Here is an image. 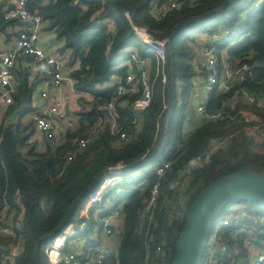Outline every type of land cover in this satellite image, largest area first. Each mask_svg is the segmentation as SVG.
<instances>
[{"label": "trees", "instance_id": "16d2710c", "mask_svg": "<svg viewBox=\"0 0 264 264\" xmlns=\"http://www.w3.org/2000/svg\"><path fill=\"white\" fill-rule=\"evenodd\" d=\"M167 1L28 0L29 9L42 17V30H50L70 50L69 75L75 90L93 98H82L88 109L78 110L75 127L68 128L52 143L45 132L37 130L31 117L26 124L22 120L25 113L36 110L31 94L43 80L42 68L31 79L25 62L31 64L32 60L22 55L16 59L13 71L18 87L0 120V207L6 200L15 219L21 218L23 247L15 257L0 251V264H46L45 248L85 219L81 211L109 168L121 167L123 180L108 190V194L122 191L116 202L119 232L116 256L111 254L102 264H115L116 258L117 264H172L186 212L199 190L241 168L264 174V135L260 133L264 105L247 102L240 95V91H249L264 102V2L252 9L255 0H180L177 7L160 14L161 5ZM7 4L0 0L4 42L9 41L7 32L12 38L14 29L23 26L20 20L3 19L2 10ZM132 25H143L155 38L166 40L165 62L154 80L149 105L140 108L130 104L141 91L137 71L136 93L116 100L120 114L128 120L138 116L141 127L124 142L109 133L103 121V132L79 148V139L87 137L98 120L105 117L106 111L100 106L113 96V88L107 85L114 76L124 79L127 68L121 64L131 52L150 60V78L156 74L155 58L134 36ZM220 27L237 30L216 45L219 82L224 80L221 66L225 60L233 67L246 63L248 75L232 76L227 81L228 89L218 84L208 95V112L224 107L232 117L204 120L185 136L183 124L193 102L195 79L205 74L195 44L201 35L215 34ZM126 48L132 50L121 54ZM20 106L17 119H8ZM216 139H226V145L184 172L194 156ZM165 160L170 161V166L158 177L154 169ZM139 169L145 170L135 177L133 172ZM172 178H177L176 184ZM155 182H159L157 201L152 213L146 214L150 188ZM104 203L105 197L101 205L89 207L91 227L108 214L104 210L94 215L95 210L105 207ZM233 205L243 207L247 216H264V203L231 202L222 208L215 222ZM245 222L251 224L246 219ZM236 231L232 225L221 228L220 235L228 248L215 255V264H241L240 259L248 256L242 243L248 230ZM88 233L89 230L83 235ZM14 243L12 238L0 236V247Z\"/></svg>", "mask_w": 264, "mask_h": 264}, {"label": "built area", "instance_id": "2783aa9c", "mask_svg": "<svg viewBox=\"0 0 264 264\" xmlns=\"http://www.w3.org/2000/svg\"><path fill=\"white\" fill-rule=\"evenodd\" d=\"M8 4L2 10V17L5 21L11 19L20 20L23 23L22 27L15 28L14 36L12 37V45L1 55L0 59V106L3 104H10L13 101V92L17 90L18 80L13 71L16 64V59L19 56H24L32 60L31 64L25 62V66L30 68V78L33 79L38 74L39 69L42 68V86L39 89V98L41 100L48 99L49 103L43 111H34L31 114V119L40 132H45L52 143H56L59 137L68 128L75 127V122L67 119L65 111L64 87L66 84L70 85V90L75 93H80L85 99L91 100L93 97L86 92H77L74 88V81L62 69V63L55 55L47 53L39 45L41 37V30L43 26L42 17L32 12L28 6V0H5ZM180 0H168L163 3L159 9L162 14L167 10L177 7ZM264 0H255L252 9H257ZM134 36L144 44V50L153 55L156 64V74L150 78V60L139 57L135 52L130 53L128 64L125 65L127 72L124 79L116 77L113 78L107 85L113 88V96L109 101L100 106L106 111L104 118H100L96 123L95 128L91 133L85 137L80 138L77 146L83 148L87 142L94 136H98L103 132V121H106V127L114 136H118L121 141H129L134 134L141 127V121L138 116L133 115L131 119H125L119 112L117 106L118 97L121 95H133L137 91L136 81L134 79V72L140 74L141 91L139 95L130 103L136 107H144L151 102L154 91V80L157 77L160 67H163L165 62V39H157L150 33L143 25H132ZM236 28L226 29V37H218L214 39L210 35L203 41L201 45V68L205 69L203 87L206 96L203 99H197L195 103V110L202 115L204 120L217 121L228 115L224 107L215 108L207 111L206 102L209 93L216 87V85H223L222 88L228 89V79L232 76L244 77L245 72H248L249 66L243 63L237 67H233L229 61H223L221 72L224 80L219 82V65L217 47L218 43L227 39L229 36L235 34ZM30 64V65H29ZM164 81L165 78L163 77ZM39 83V84H40ZM243 98L250 103L257 102L264 105V102L254 93L249 91H242ZM260 133L264 135V125L260 128ZM226 145V139H216L209 142L207 147L194 156L192 161L186 166L187 170L195 167L203 159H207L218 148ZM71 158V155L68 156ZM170 166V161H162L155 167L154 171L158 177H161ZM121 167L109 168L104 175L102 182L99 184L97 190L91 196L88 204L84 210L81 211V216L84 220L80 223L72 225L68 233L64 232L55 243L49 244L45 248L48 256L46 264H102L111 254L116 256L115 244L111 241L107 243L104 248H100L95 243L100 242V230H103L106 235H115L119 232L118 217L119 207L116 206L117 196L119 194L110 193L111 195L106 199V207L108 214L100 219L99 223L90 226V217L87 209L91 205L101 203L100 196L107 190L112 188L116 183L121 181ZM173 184L177 183V178L171 179ZM171 186V184L169 185ZM159 193V182H155L150 188V197L145 207V213H152L155 207ZM99 195V200L92 203V197ZM229 207L227 212L221 219L214 223L211 234L208 239L207 247L201 259V264H215V255L220 251H226L227 243L220 235L221 228L225 226H234L238 232H245L248 230V236L242 239L243 245L247 248L248 256L241 258V264H263L264 263V216H247L243 207ZM175 207V206H174ZM20 217L15 219L14 210L9 203L4 200L0 207V236L12 238L15 240L11 244L10 256L15 257L22 251L21 239V223ZM245 219L250 221L247 224ZM89 230L88 236L83 235ZM82 235V236H81ZM97 235V237H96ZM79 237L84 239L82 244L76 241L74 246L70 244L69 238ZM95 236V239H91ZM118 263L116 258L115 264ZM147 264V263H145Z\"/></svg>", "mask_w": 264, "mask_h": 264}, {"label": "water", "instance_id": "95a60500", "mask_svg": "<svg viewBox=\"0 0 264 264\" xmlns=\"http://www.w3.org/2000/svg\"><path fill=\"white\" fill-rule=\"evenodd\" d=\"M6 35L10 39V33ZM56 41L55 36L49 42ZM55 51L62 55L66 47L58 45ZM247 75L248 72H245L244 77ZM17 110L8 119H13ZM65 111L69 114L68 104L65 105ZM241 201L264 203V174L241 168L214 179L199 190L186 212L172 264H201L216 217L225 205ZM0 251L4 256H10L9 247H0Z\"/></svg>", "mask_w": 264, "mask_h": 264}, {"label": "rangeland", "instance_id": "374dc122", "mask_svg": "<svg viewBox=\"0 0 264 264\" xmlns=\"http://www.w3.org/2000/svg\"><path fill=\"white\" fill-rule=\"evenodd\" d=\"M244 16H245V14L242 15V18H244ZM54 37L55 36H53V34H52V32L50 30H47V29H44L43 28V30H41V37L39 39V45L44 49L45 52L50 53V54H53L57 58H59L60 61H61V63H62V69L64 70L65 73H69L70 70H71V66H70V58H71V55L70 54L71 53H70V50H66L62 55H59L55 51V48H56V46H57V44L59 42L58 41H56L54 43L53 42L52 43L49 42L51 40V38H54ZM1 41L3 42V35L0 33V49H3L2 45H1ZM196 44H195V48H196ZM131 50H132L131 48H126V49H124L121 52V54L129 53ZM128 61H129V58L124 59L122 61L121 66L127 65L128 64ZM233 79H236V77H233ZM73 97L75 99V102H77L79 104L80 109H82V110L88 109L89 105L87 103H85L84 100H82L83 97L81 96L80 93H71V97H70L71 103L73 102L72 101V98ZM194 111H195V106H194V102H193V104L188 107L187 112H186V120L184 121V129H183L184 135H187L188 132H189L188 126H189L190 122H192V116L195 113ZM192 112H194V113L192 114ZM31 113H32L31 111L30 112H27L23 116L22 120H23V122L25 124L29 121L30 114ZM17 117H18V115L16 116L15 119H17ZM76 117H75V114L74 113H72V114L69 115V118L72 119V120H76ZM32 139H33L32 137L29 138V141H32ZM144 170L145 169L134 170L133 175L135 177L140 176L143 173ZM122 180H123V176H121V181ZM120 193H122L121 190H118L116 192V194H120ZM110 195L111 194H108V190L105 193L101 194V196H100L101 197L100 198L101 203L96 204V205H101L102 202H103V197H105V203H104L105 204V207H102L100 209L95 210L94 211V215L97 216V215H99L98 213H103V211L107 209V207H106V199ZM92 199L93 200L91 202L92 203H95L96 201L99 200V195L98 194L94 195L92 197ZM234 207H238V206L237 205H234ZM232 208H233V206H232ZM88 209H87V212H85V213H89V210ZM99 222L100 221H97V223H99ZM71 229L72 228L69 227L65 232L68 233ZM96 237H97V235H96ZM96 237L95 236H91V239H95ZM99 238H100V242H99L100 248H104L107 245V243L109 241H111V242H113L115 244V249H116L117 244H118V237L117 236H115V235H106L103 230H100V236H99ZM69 241H70V244L72 246H74V244L76 243V241H77V243H78V241H80V243H82V244L85 242L84 239H81V238L76 237V236L75 237H72L71 239H69Z\"/></svg>", "mask_w": 264, "mask_h": 264}, {"label": "crops", "instance_id": "0c3cea01", "mask_svg": "<svg viewBox=\"0 0 264 264\" xmlns=\"http://www.w3.org/2000/svg\"><path fill=\"white\" fill-rule=\"evenodd\" d=\"M242 20H243V18H242ZM210 35H213L211 37H214V39H217L218 37H226L227 36L226 35V29L224 27H220L218 29L217 33H215V34H203L199 37V41L196 44V52H197V59L198 60H202V58H201V45H202L203 41L205 40L204 38H206ZM12 41H13L12 38H10L8 42H4V41L2 42L1 41V45H2L3 49H0V57L12 45ZM58 45H62V44L59 42L57 44V46ZM114 78H115V76H114ZM203 81H204V78L202 76H198L195 79V83H194V87H193V93H192V101L194 102V106H195V103L197 102V99H203L206 96V92H205L204 87H203ZM41 86H42V83H40V84L38 83L36 85V88L33 90L32 94H31L32 105H33V107H36L35 111H43L49 103L48 99L41 100L39 98L38 94H39V89ZM71 93H75V92H72L70 90V85L66 84L64 87L63 94H64L65 105L68 104V106H69V114H67V119L76 123L77 117H76L75 113L78 111V109L80 110V107H79V104L77 102H75L74 97L72 98L73 102L71 103V101H70ZM84 100H85V98H84ZM86 101H88V99H86ZM193 102H192V104H193ZM8 105L3 104L2 106H0V118H2V116H3L4 112L6 111V108ZM17 109H20V110L18 111ZM21 109H22L21 106L15 109L18 112H16L13 119L17 116V114L21 111ZM194 112H192V114L194 113V115L192 116V122H190V124L188 126V128H189L188 134L193 129L199 127L204 122L203 116L198 114L196 112V110ZM72 113L75 114L76 120H72L69 118V115ZM30 117H31V114H30ZM183 129H184V124H183ZM187 135H185V136H187ZM98 214L100 215L101 213H98ZM99 215H97V216H99Z\"/></svg>", "mask_w": 264, "mask_h": 264}]
</instances>
